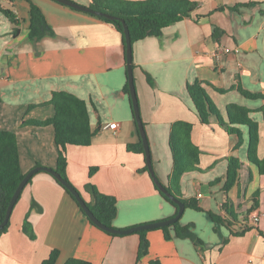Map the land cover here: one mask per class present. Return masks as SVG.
I'll use <instances>...</instances> for the list:
<instances>
[{"label": "crops", "instance_id": "0c3cea01", "mask_svg": "<svg viewBox=\"0 0 264 264\" xmlns=\"http://www.w3.org/2000/svg\"><path fill=\"white\" fill-rule=\"evenodd\" d=\"M72 1L90 6L93 0ZM191 1L199 3L192 17L167 27L160 37L134 43L133 62L152 165L165 186L173 170L172 124L193 125L192 141L202 152L200 170L183 177L182 193L197 200L203 211L186 209L180 225L189 226L196 240L177 237L173 228L170 238L163 230H149V250L139 259L138 234L111 236L92 226L55 179L39 172L23 190L8 232L0 237V264H43L54 250L60 251L57 264L71 259L90 264H264V175L248 161L249 130L240 127L243 143L237 149L238 135L229 134L216 117L203 124L188 92L189 84L202 82L226 121L229 104L249 108L259 125L258 156L264 158V99H249L234 89L264 95V0ZM29 2L46 17V33L36 43L29 39ZM1 7L15 15L17 25L0 12V130L16 134L22 172L56 168L53 126L23 123L52 119L53 93L68 92L85 101L91 128L98 129L91 145L67 147V176L84 200L92 202L88 184L115 197L116 229L174 218L175 207L143 171L146 157L128 150L141 137L125 93L128 73L121 33L54 0H12ZM217 28L224 31L219 41L213 39ZM114 122L117 130L106 129ZM230 157L243 167L225 196ZM92 168L96 171L91 176ZM226 199L231 215L224 209ZM255 212L261 215L256 225L251 221ZM210 213L231 222L232 230L245 225L252 230L232 236L227 222L215 223ZM27 215L35 240L23 232Z\"/></svg>", "mask_w": 264, "mask_h": 264}, {"label": "trees", "instance_id": "16d2710c", "mask_svg": "<svg viewBox=\"0 0 264 264\" xmlns=\"http://www.w3.org/2000/svg\"><path fill=\"white\" fill-rule=\"evenodd\" d=\"M2 2H12V0H0V12L8 17L15 25H17V19L15 15L9 10H4L1 7ZM29 3L31 17L29 25V39L36 43L40 41L46 33V17L39 6L32 2ZM89 7L99 13L104 14V16L90 15L99 18L105 23L113 25L123 36L124 43L125 34L123 22H125L130 31L132 43L134 45V43L142 41L148 37H160L163 34V30L167 27L179 23L186 18L192 17V14L198 9L199 3L193 2L191 0H93ZM105 15L111 16L112 18L106 17ZM203 17L205 16H198V19ZM18 32L19 29L15 28V35H17ZM47 33H50L51 35L54 34L52 31ZM223 35L224 31L217 28L213 33V39L219 41ZM133 69H135L134 62ZM148 80L151 82L150 76H148ZM234 89H237L241 95L246 98L264 99V95L262 94H254L242 89L241 87H234ZM188 92L194 103L196 112L203 124L209 125L211 123V119L216 117L219 125L229 134L238 135L239 143L237 149H239L240 145L243 143L240 127L243 126L248 128V161L251 165L257 168L260 175H264V158L260 159L258 156L259 125L250 117L252 111L245 106L231 103L227 106L226 121L222 117L218 107L207 94L202 82L196 81L194 84H189ZM220 92L226 93L225 90H221ZM125 93L129 96L131 102L128 81L125 86ZM50 104L55 108V116L52 119L35 122L25 121L23 125L37 127H44L48 125L53 126L55 130V143L58 148L57 165L54 170L59 173L63 179L73 185L67 176V147L69 145H91L93 137L98 132V129L95 131L92 130L87 105L85 101L81 100L77 96L63 91L54 92ZM260 111L264 114V108H262ZM192 130L193 125L188 122L177 121L172 124L169 145L173 155V170L169 177V183L166 188L173 195V197L185 205V210L193 209L195 211L201 212L203 210L200 207L198 201L195 199H186L182 193L183 177L188 173L200 170L199 163L202 152L192 141ZM128 150L134 153L143 154L145 156L142 141H140L137 145H129ZM228 160L229 167L227 181L224 186L225 196H227L231 189L236 185L239 179V172L243 167L242 162L238 158L230 157ZM95 171L96 168H92L90 175L92 176ZM143 171L149 173L148 166H145ZM25 176L26 174H24L21 170L19 147L16 134L14 132L0 130V224L4 221L10 202L19 184ZM33 177L30 179L27 186L31 184ZM52 177L65 190L66 194L69 195L77 204L83 215L89 221V224L98 228L87 217L69 190H67L54 176ZM86 188L92 195V202L87 203V206L102 224L106 225L107 227L114 228L113 222L117 218L118 214L116 198L99 192V190L91 184H88ZM155 188L164 200L175 207L177 211L176 213L178 214L179 208L177 204L161 193L156 185ZM228 203L229 201L226 199L224 209L229 215H231V212L228 210ZM210 216L215 223L225 224V222H227V227L231 230L232 236L241 237L252 230V226L245 225L244 227H240L235 231L232 230L231 226L233 225L231 222L227 221V219H224L213 213H210ZM232 217L236 220L235 215H232ZM9 226L10 221L5 226V228L0 231V237L8 232ZM171 228L175 230L176 235L179 238L189 237L192 240H196L193 233H191L189 226L181 227L180 220L172 226L159 229L165 232L167 238H170ZM23 232L31 240L36 239L33 226L29 221V215H27L24 220ZM103 232L111 236H119L110 234L106 231ZM147 233L148 231L135 233L140 236L139 259L146 255L149 250V240L147 238ZM59 257L60 251L54 250L51 253L50 258L43 264H57ZM66 264L90 263L78 259H71Z\"/></svg>", "mask_w": 264, "mask_h": 264}, {"label": "water", "instance_id": "95a60500", "mask_svg": "<svg viewBox=\"0 0 264 264\" xmlns=\"http://www.w3.org/2000/svg\"><path fill=\"white\" fill-rule=\"evenodd\" d=\"M54 1H56L62 5H65L67 7H70L74 10H78V11L85 12L88 14H92L95 16H104V14L95 11L94 9L90 8L89 6L80 5V4H78L72 0H54ZM105 16L112 18L111 16H107V15H105ZM123 24H124V34H125V44H126L128 84H129L131 102H132L135 120H136L138 130H139V134L141 137V141H142L143 146H144L148 170H149V173H150L155 185L159 189V191L161 193H163L167 198L173 200L177 204V206L179 208L178 214L170 220H165V221L156 222V223H152V224H146V225L137 226V227H133V228L125 229V230L107 227L106 225L102 224L95 217V215L92 213L90 208L87 206V202L84 200V198L79 193V191L73 185H71L68 181L63 179L59 173H57L53 168L37 167V168L32 169L30 172H28L26 174V176L24 177V179L19 184V186H18V188H17V190H16V192H15V194H14V196L10 202V205L8 207L5 219L0 224V231L2 229H4L5 226L9 223L12 212L14 210V207L17 204L19 197L21 196V194H22L23 190L25 189V187L27 186L28 182L30 181V179L33 176H35L39 172H45V173H48V174L54 176L67 190H69V192L72 194V196L78 202L79 206L84 211V213L87 215V217L98 228H100L101 230L106 231L110 234L130 235V234L138 233L141 231H149V230H153V229H159V228H163V227L172 226L182 218V216L185 212V205L181 201H179L175 197H173V195L167 190L166 186L163 183H161V181L158 179V177L155 173V170L153 168V165H152L150 145H149V141L147 138L145 127L143 124V120L141 117L139 98H138L136 84H135V76H134V69H133V43H132L130 31H129L126 23L123 22Z\"/></svg>", "mask_w": 264, "mask_h": 264}, {"label": "built area", "instance_id": "2783aa9c", "mask_svg": "<svg viewBox=\"0 0 264 264\" xmlns=\"http://www.w3.org/2000/svg\"><path fill=\"white\" fill-rule=\"evenodd\" d=\"M226 52H230V50H228V49H226L225 50ZM117 128H118V124L117 123H112V124H109L107 127H106V129H111V130H117ZM260 217H261V215L259 214V213H253L252 214V216H251V221H252V223L253 224H258L259 223V221H260Z\"/></svg>", "mask_w": 264, "mask_h": 264}]
</instances>
